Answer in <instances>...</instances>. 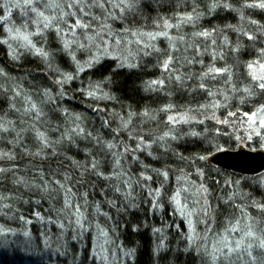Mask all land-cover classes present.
Masks as SVG:
<instances>
[{"label":"snow or ice","instance_id":"obj_1","mask_svg":"<svg viewBox=\"0 0 264 264\" xmlns=\"http://www.w3.org/2000/svg\"><path fill=\"white\" fill-rule=\"evenodd\" d=\"M220 12L235 23H202ZM0 53V240L80 264L76 244L94 233L93 264H135L104 208L120 215L141 200L173 217L151 227L148 264L167 260L173 227L177 251L199 264H264V175L210 162L229 146L264 152V0H0ZM145 61L157 75L144 79ZM121 70L155 107L114 94ZM97 188L104 199H90Z\"/></svg>","mask_w":264,"mask_h":264},{"label":"trees","instance_id":"obj_2","mask_svg":"<svg viewBox=\"0 0 264 264\" xmlns=\"http://www.w3.org/2000/svg\"><path fill=\"white\" fill-rule=\"evenodd\" d=\"M232 15L233 14H230L228 12H220L218 16L205 18V20L202 21V23L208 25V22L210 20L212 25H215L217 23L223 24L225 17L227 18L228 23H235V20L232 19ZM2 60H3V53H0V61ZM152 63H154V61ZM152 63L145 61L146 71L142 73L144 79L154 77L155 75L158 74V70L152 67ZM24 67L26 69H33L35 65L26 64ZM11 71L15 74L18 71V69L12 68ZM121 71H124L125 75L118 77L117 82L124 83L126 85V88L125 90H121L119 88H116L115 85H113L114 94L119 96L121 101L125 105L132 104L133 106H143L145 104H148L150 106L155 107L156 105L153 104L152 96H149L143 93L142 91H140L139 93H135L133 91V81H135V85L137 86L141 82L139 80H135V77H132L131 79H126L128 73L125 70H121ZM78 83L79 82L77 81L76 84ZM174 99L177 102L182 103L191 99V97L182 96L179 92H177L176 95L174 96ZM70 103L77 111L85 112L90 118V120L94 121L95 124L98 125L99 123L98 114L94 113L90 108H87L84 103H81L79 97H77V99L75 100L70 101ZM111 107L112 105L110 104V108ZM114 107L116 110H119L120 104L117 103L114 105ZM228 131L231 132L232 129H228ZM232 145H235V141L232 142ZM184 147L195 148L196 146L182 144L181 148L183 149ZM242 147H244L247 150H250L249 147L243 144L229 146V150L235 151ZM213 157H211L210 162L213 164L214 167L219 168L223 173L231 175L233 178L242 177L239 174L232 173L230 171L224 170L216 166L213 163ZM77 158L78 159L82 158V154ZM19 164L21 167H25L28 165V160L26 158L24 160H20ZM261 175H264V172L256 176H249V177L253 179H259ZM248 183L251 184V180H249ZM219 187L220 186H216V188L214 189V195H217V192L219 191ZM250 190H251L250 188L246 187L245 192H248ZM89 191L92 192L91 189H89ZM258 191H264V190L258 189ZM98 192H99V188H97L96 192L93 193L92 196H90V199H96V200L104 199V197L96 194ZM253 195L256 196L257 199L261 198L259 195H256V193H253ZM138 203L140 204L139 209L129 210V212L120 215H117L113 209H109L107 207H105L104 210L109 211L114 217V220L112 222H109L110 224L119 223L120 225L117 232L114 234V238L118 240V243L125 245L127 248L137 249L135 264H148L151 248L154 247L155 244V238L152 236L151 227L152 226L160 227L162 223L170 224L172 222L173 217L171 215L170 208L167 210V215L161 213L153 214L148 209V205L146 203H143L141 200H138ZM44 207H47L46 203H44ZM250 211L254 212L255 210L252 209ZM126 221L133 222L132 226H134V222L136 221H139L141 224L147 223L148 227L141 228L140 230V233H145L146 235H141L140 233L133 232L129 224L125 223ZM177 223H180L178 219H177ZM168 231L170 232L168 236V244L170 251L161 253V255L167 257V260L159 261L157 257H152L153 264H193V259L196 260V264H199L198 258L190 257L189 255L184 254L182 250L177 251L178 248L182 249V237L177 236L175 228L173 227ZM93 236L94 233L86 234L83 241L76 244V249L77 252L79 253L80 264H93V259L91 257ZM146 243H147V248L145 246ZM60 261H67L68 264H71V254H69V256L67 257H59V259H57V257L53 254L51 260H49L48 254L42 250V246L39 249L34 247L25 248L22 243L16 241L15 237H9L7 241L0 240V264H60ZM128 264H133V262L129 261Z\"/></svg>","mask_w":264,"mask_h":264},{"label":"water","instance_id":"obj_3","mask_svg":"<svg viewBox=\"0 0 264 264\" xmlns=\"http://www.w3.org/2000/svg\"><path fill=\"white\" fill-rule=\"evenodd\" d=\"M215 164L241 176H255L264 172V152H251L239 149L235 152L218 153Z\"/></svg>","mask_w":264,"mask_h":264},{"label":"rangeland","instance_id":"obj_4","mask_svg":"<svg viewBox=\"0 0 264 264\" xmlns=\"http://www.w3.org/2000/svg\"><path fill=\"white\" fill-rule=\"evenodd\" d=\"M240 149H245L244 147H242V148H240ZM247 150V149H246ZM250 151V150H249ZM246 190V188H244V191ZM264 190V189H263ZM251 191V190H250ZM249 192V191H248ZM223 193L222 192H220V191H218L217 192V195L216 196H220V195H222ZM255 198H256V196H255ZM257 199V198H256Z\"/></svg>","mask_w":264,"mask_h":264},{"label":"bare ground","instance_id":"obj_5","mask_svg":"<svg viewBox=\"0 0 264 264\" xmlns=\"http://www.w3.org/2000/svg\"><path fill=\"white\" fill-rule=\"evenodd\" d=\"M237 150H239V149H237ZM237 150H235V151H237ZM235 151H230V150H228L227 152H235ZM218 154V153H217ZM215 157V156H214ZM214 157H213V163L215 164V162H214ZM216 165V164H215ZM217 166V165H216ZM256 176V175H255ZM242 177H249V176H242Z\"/></svg>","mask_w":264,"mask_h":264}]
</instances>
